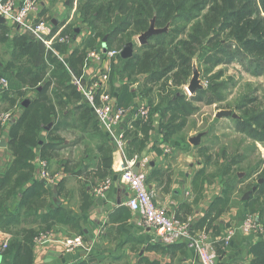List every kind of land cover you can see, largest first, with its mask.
<instances>
[{
	"label": "trees",
	"instance_id": "1",
	"mask_svg": "<svg viewBox=\"0 0 264 264\" xmlns=\"http://www.w3.org/2000/svg\"><path fill=\"white\" fill-rule=\"evenodd\" d=\"M69 2L70 9L76 2L80 25H86L88 30L83 49L75 50L64 63L47 54L42 44L22 35L9 44L11 61L5 63L0 57V80L9 82L7 90L0 87V96L5 99L17 95L10 100V109L29 100L22 108L20 118L10 125L7 151L13 161L5 171L0 170V231L12 236L0 264H34V238L41 231L51 229L53 220L79 230L78 220L54 204L47 207V214H40L43 199L52 194L43 183L35 181L34 176L36 157L50 163V159H55L59 153V144H55L59 138L54 137L49 143L42 140L43 134L48 132L47 127L51 126V135H55L61 126H72L70 130L76 131H87L89 126L99 128L91 108L71 84L68 70L80 76L79 65L83 66L85 62L87 47L99 50L105 43L109 50L119 47L118 50L124 51L133 45L131 57H118L122 70L118 74H125L124 79H127L118 101L122 107L129 108L137 94L131 85L144 77L138 91L150 112L147 122L140 118L133 122L132 126L137 128L135 133H129L132 126L126 132L129 158L141 155L137 152L144 149L147 138L141 140L139 131L148 136L154 115L159 116L165 140L186 139L187 129L195 128L189 125L190 118L198 111L195 104L215 105L224 101L222 91L228 85L220 82L223 72H214L218 65L241 63L248 73L264 75V0ZM152 26L158 32L146 44L139 45L136 40ZM70 31L74 34L72 28L64 33L70 34ZM7 34L6 24H0L1 45L8 44ZM56 48L61 52L66 50L64 45ZM195 69L202 77H210V85L187 98L180 90L190 84ZM246 100L244 97L228 107L242 112V116L234 119L238 125L236 130L245 138L240 142L242 144L233 149L221 146L216 154H210L214 152L210 146H200L203 164L195 174L193 185L201 197L205 185L209 186L217 179L224 184L222 197H217L205 217L214 215L212 221H215L229 209L238 185L258 174L256 185L250 188H254V192L245 205L247 213L258 214L264 227V160L260 159L254 165L246 164L250 161V153L257 151V143L264 146V109L255 112L248 107L253 99ZM2 131L0 124V138ZM249 141L251 146L247 149ZM154 150L158 155L163 154L158 147ZM103 154L110 162L109 151L106 149ZM240 173L245 174L242 179ZM23 224L28 227H22ZM32 224L37 228L31 227ZM251 253L254 255L252 264H264V242L251 246ZM219 254L221 258L224 251Z\"/></svg>",
	"mask_w": 264,
	"mask_h": 264
},
{
	"label": "crops",
	"instance_id": "2",
	"mask_svg": "<svg viewBox=\"0 0 264 264\" xmlns=\"http://www.w3.org/2000/svg\"><path fill=\"white\" fill-rule=\"evenodd\" d=\"M0 1L5 2V0ZM15 2L18 7L23 0H15ZM45 7H49V4L43 1L33 22H49L55 31H66L68 28H72L74 39L71 44L68 47L65 46L64 52L58 48L59 52L68 59L75 50L79 49V20L75 22V25L69 24L71 22L68 21L61 24L56 20H45L44 14L47 12ZM6 26L9 30L7 36L10 40L0 49L1 61L5 63L11 61L10 42L12 43L15 37L24 35L14 24L7 23ZM81 36L87 38V32L83 31ZM143 78L140 77L139 82L131 85L132 91L137 94L129 108H125L128 110L129 119L138 115L145 105L141 93L138 91ZM126 83L127 79L121 80L120 77L112 79V92L118 94V98L122 86ZM0 87L3 88L1 84ZM34 96L33 94L31 97ZM14 97L16 98L17 95L5 99L0 96V124L3 128L0 138L1 171H5L13 161L12 155L7 151L10 125L20 118L22 108L29 103V100H25L10 109V100ZM20 104L22 105L19 106ZM6 115H11L13 121L4 123L3 118ZM72 128V126H61L57 132L55 131L57 133L55 136L50 134L51 126L47 127L46 130L49 133L45 132L42 140L49 143L54 140V137L59 138L60 141H55L56 145L59 144L57 148L59 156L50 159V163L36 157L34 180L43 183L52 194L49 202H46L45 206L41 208V215L47 214V207L54 204L78 220L79 230L73 229L77 232L70 231L69 226L58 224L54 220L50 222L52 228L46 231L54 232L60 238H63L65 234L83 236L88 244L92 245V250L87 254L84 251H79L66 255L57 246L48 247L45 250L34 246V264H81L85 261L90 264H199L193 247L185 242L172 244L159 238L154 229L145 226L139 214L132 212L126 206V200L130 197L131 192L120 180L122 172L120 157L105 129L100 125L99 128L89 126V129L83 130L82 133L93 138L79 140V136L66 134ZM136 129L132 126L129 133H133ZM194 133V129H187L186 139L175 137L167 141L159 126V116L154 115L153 125L148 136L146 137L142 131H139L141 140L147 139L144 141V149L137 153L147 157L148 162L140 164L137 169L145 176L146 184L156 205L165 208L174 221L187 226L193 235L203 234L206 238L214 239L213 247L218 257L219 252L224 251V255L219 257L220 264H252L254 255L251 253V246L264 242V237L262 240L255 239L242 226L245 216L247 217L246 200L254 191L244 194L241 199H239L238 193H235L229 209L215 221H212L214 215L205 218L212 203L216 201L217 197H222L224 186L217 179L211 185H205L201 197L195 192L194 177L201 166L197 165L195 154L200 141L198 143L193 141ZM85 144L91 146L86 155L84 153V148H87ZM81 145H83V150L79 153V161L73 160L71 151L78 149ZM155 147L160 148L163 154L158 155L154 150ZM106 149L111 156L110 162L103 154ZM166 149L169 150L168 153L165 152ZM39 150L37 149L36 152ZM42 164H45V168L42 167ZM55 166H58V169L53 174L51 169ZM43 171H46L50 179L53 180H45ZM243 177V174L240 173L239 178ZM88 180H91V183L96 182V188L98 184L105 183H110L111 188L103 198L96 197L94 189L89 191L90 189L86 188ZM72 185L79 189L77 188L76 192H73ZM247 194L249 196L245 199ZM252 216L263 227L258 219V214H252ZM41 225L45 227V224ZM30 226L37 228L36 224ZM230 228L236 229V235L230 247L225 249L222 239ZM11 239L10 234L0 231V249L5 241L9 243ZM51 252L55 255L50 256ZM2 254L0 251V263Z\"/></svg>",
	"mask_w": 264,
	"mask_h": 264
},
{
	"label": "built area",
	"instance_id": "3",
	"mask_svg": "<svg viewBox=\"0 0 264 264\" xmlns=\"http://www.w3.org/2000/svg\"><path fill=\"white\" fill-rule=\"evenodd\" d=\"M38 10V4L34 0H23L18 7L15 0H5L4 3L0 1V15L7 23L14 24L24 35L41 43L47 54L50 53L65 63L67 58L59 52L56 46L64 45L68 47L72 42V36L65 34L63 30L55 31L50 23L33 22L36 19L35 16L38 14ZM121 53V50H109L105 44L99 50L90 51L83 66L87 68L94 63H97V65L92 68L89 78L84 75L73 74L67 68L71 74V84L76 88L83 101L89 105L99 125L108 133L107 136L120 157L122 168L120 180L131 192L130 197L126 200V206L132 212L139 214L145 226L154 229L159 238L172 244L185 242L193 247L199 264H220L216 250L213 247L214 239L206 238L203 234L193 235L187 226L174 221L165 208L156 205L146 184L145 176L137 169L140 164L147 163L148 158L142 155H135L133 158L128 157L126 132L129 126L138 118L147 122L150 109L144 105L138 115L129 119L128 110L119 104L117 94L111 91L109 84L111 71L108 68L103 69V66L99 64L116 60L121 56ZM0 84L5 90L9 87L6 79H2ZM186 91L189 96L192 95L188 88ZM3 121L4 123L12 122L13 118L11 115H6ZM165 152L168 153L169 150L166 149ZM42 167L45 168V164H42ZM42 174L45 180H53L50 179L46 171H43ZM110 188V183L102 184L94 189V195L103 198ZM242 226L250 236H254L255 239H263L264 228L254 216L245 217ZM235 235V228L227 230L222 239L225 249L230 247ZM34 246L40 250L57 246L66 255L79 251H84L87 254L92 250V245L88 244L83 236L60 238L50 231L40 232L34 238ZM7 248L8 242L5 241L1 246V253H4Z\"/></svg>",
	"mask_w": 264,
	"mask_h": 264
},
{
	"label": "rangeland",
	"instance_id": "4",
	"mask_svg": "<svg viewBox=\"0 0 264 264\" xmlns=\"http://www.w3.org/2000/svg\"><path fill=\"white\" fill-rule=\"evenodd\" d=\"M43 1L49 4V7H45L47 9L46 14H44L45 20H56L61 24H64L66 23V21H68V22H71L69 24L75 25V22H77V20L79 19L78 12H76L77 10L76 2L74 3L73 8L70 9L69 0H37L36 2L38 4V7L43 3ZM80 22L81 21L79 20V32H80L79 33V49H83V45L86 40V37H82L81 35L83 31H86L88 34V30L86 29V25H80ZM46 23H49V22H46ZM70 35L72 36V41H73L74 34L70 33ZM136 41H139V38ZM137 43L139 44V42ZM2 47L4 46L0 44V49ZM118 49L119 47H115L113 50H118ZM92 50L93 49L87 47L86 57L88 53ZM96 65L97 63H94L93 65L87 68L79 65V69L81 73L80 76L84 75L86 78H89V76L91 75L92 68H94ZM99 65H102L103 69L108 68L111 71L110 81H109L111 91H112V85H111L112 79H119L120 77L121 80H124V78H126L125 74L123 73L121 75L117 74L122 71L121 63L119 62L118 58L116 60L114 59L113 61L104 62ZM113 70L116 72L112 74ZM213 70L215 73L216 72L218 73L220 71L223 72V76L220 82L222 81L226 82L228 87H226V89L222 91V95L225 98L224 101H221L220 103L215 104V105H205V102L195 104V106L198 108L197 109L198 111L189 120V125L195 126L194 128L195 133L193 137L200 141L199 146L197 147L196 153H195L196 158H197L196 162H197V165L199 164V167L202 166L201 163L203 164V157L199 153L200 146L208 145L214 149V152L211 151L210 154H216L220 150L221 146H230L233 149L234 147H236L237 144H239L243 139H245L244 136L239 134L238 130H236V126L238 125L234 120L235 118H233V115H236L237 118H239V116H242V112L235 110L233 108L228 109L229 106H234L236 102H240V100H242L244 97H247L246 101L253 99L252 100L253 103L251 105H248L250 109L255 110V112H257V110L264 109V75L255 76V75L248 73L245 67L243 66V64L241 63H234L230 66H226L222 64V65H218ZM194 73H196V76L194 75V77H196L200 83V89L202 88L207 89L210 85V77H207V76L202 77V74H200L198 70L196 69ZM193 78L191 79V81L193 80ZM188 86H186L185 88H182L180 90V94L182 92L183 93L185 92L184 94L187 95V98H191L195 93L189 96L186 91ZM220 112H224L227 115L225 117H218V114ZM66 134H71L73 136H79V140H82L83 138L84 140L93 138L90 135H86L85 133L83 134L81 129H79V131L69 130L68 132H66ZM128 142H129V138L127 136V143ZM90 145L85 144V146L87 147V148H84L85 155L88 154V150L91 149ZM249 146H251L250 141L247 142L246 148L249 149L248 148ZM82 150H83V145L79 146L78 149H73L71 151L72 152L71 158H73V160L76 159L79 161V153ZM260 159L264 160V146L261 143H257V151L254 152V154L250 153V161L249 163H246V164L254 165ZM57 169H58V166H55L53 169H51L52 170L51 173L54 174L55 171H57ZM210 169L212 170L213 167H211ZM241 174L245 176L244 173H241ZM257 178H258V174L254 175L252 179L243 183V185H240V184L238 185L236 193H238V195L240 196L239 199H241V197H243L244 194L252 193L254 191L253 190L254 188L252 190L250 188L252 187L253 184L254 186L256 185ZM88 181L89 183L86 188H88V190L90 189L89 191L91 190L93 191V189L96 188V185H95L96 182L91 183V180H88ZM220 182L224 186L221 180ZM99 185L101 184H98L97 186L99 187ZM215 186H218V184H215ZM72 188H73L72 191L76 192V189L78 187L75 185H72ZM49 199H50L49 196L43 199L42 207L45 206L46 202H49ZM247 216H252V214L247 213ZM22 227H28V226H25V224H23ZM69 230L75 231L71 228H69ZM70 231L68 232L70 233ZM65 235H63V238H71V237L79 236V235L70 236V234H65Z\"/></svg>",
	"mask_w": 264,
	"mask_h": 264
},
{
	"label": "water",
	"instance_id": "5",
	"mask_svg": "<svg viewBox=\"0 0 264 264\" xmlns=\"http://www.w3.org/2000/svg\"><path fill=\"white\" fill-rule=\"evenodd\" d=\"M0 24H7L6 20L0 15ZM158 32V30H156L153 26L150 28V30L148 32H146L145 34H143L141 37H139V44L142 46L144 44L147 43V40L154 34H156ZM132 47L133 45H131L129 47V49H125L124 51H122L121 56L125 59L128 57L132 56ZM105 49V48H104ZM194 75L196 76V73H194ZM194 77V76H193ZM198 89H200V83L198 81V79L196 77L193 78V80L190 82L189 86H188V91H190V93L193 95ZM227 114L224 112H220L218 114V117H225ZM233 118H237L236 115H233ZM194 142L198 143L199 140L197 139H193ZM138 167V166H137ZM137 171V169H136ZM249 196V194H247L245 196V199H247ZM55 253L51 252L50 256H54Z\"/></svg>",
	"mask_w": 264,
	"mask_h": 264
}]
</instances>
